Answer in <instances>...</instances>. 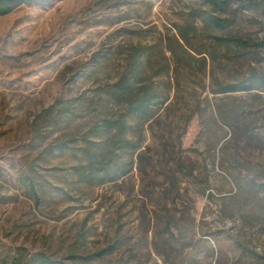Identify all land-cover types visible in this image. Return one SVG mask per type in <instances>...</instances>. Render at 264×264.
Returning a JSON list of instances; mask_svg holds the SVG:
<instances>
[{"label":"rangeland","instance_id":"obj_1","mask_svg":"<svg viewBox=\"0 0 264 264\" xmlns=\"http://www.w3.org/2000/svg\"><path fill=\"white\" fill-rule=\"evenodd\" d=\"M127 77L163 103L158 122L127 114ZM107 119L142 139L112 157L115 181L99 170ZM45 261L264 264V0H32L0 15V264Z\"/></svg>","mask_w":264,"mask_h":264},{"label":"trees","instance_id":"obj_2","mask_svg":"<svg viewBox=\"0 0 264 264\" xmlns=\"http://www.w3.org/2000/svg\"><path fill=\"white\" fill-rule=\"evenodd\" d=\"M32 0H0V15H6L8 14L14 7L23 5V4H30ZM212 4H215L213 1H211ZM210 22L215 27L225 30L229 28L230 26V20L228 19H218L215 17H211ZM179 36L180 39L177 40L178 46L180 49L185 52V54L190 55L192 58L194 57L193 53H197L201 55L202 53H199L198 51H195L192 49L191 40L189 37V34H186L183 29H179ZM221 42L225 44H232L236 47L240 48H246L247 43L237 39V38H227V39H221ZM183 43V44H182ZM192 51V52H191ZM170 52L176 56V51L170 50ZM117 90H119V99L122 100V103L126 104V112L128 115L136 116V118H143L144 123H148L151 121L158 122L159 120V108L158 106L162 105L159 103H154L153 95H149L147 91V87L144 86H138L135 87L131 82H129L128 77L126 79L121 80L119 83L116 84L115 87ZM249 87H234L231 89V92L241 91L248 89ZM114 95L117 94L115 91L112 92ZM54 110V107L50 108L47 113H52ZM113 126L117 127V133L112 137L111 143L112 148L107 152L106 155L102 156L101 160L99 161V164L101 165L99 170H104L106 175L111 178L112 181H115L118 177H123L127 174L126 171H124L122 166H119L115 163L113 156L116 155L117 151H127V150H140L142 149V142L139 139V142L133 143L132 141L126 139V130L127 125L125 123L121 122V119H115L110 120L107 119L104 121L103 127L105 128H112ZM143 130L144 126H143ZM142 130V131H143ZM150 150V149H149ZM95 157V156H94ZM139 163L142 164V156L139 155ZM111 164H115L114 170L112 172L108 171V167ZM94 170H88L87 172L83 173L82 176L87 178H94ZM177 182L172 181V186L175 188ZM43 264H54L48 261L43 262Z\"/></svg>","mask_w":264,"mask_h":264}]
</instances>
